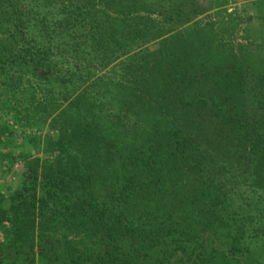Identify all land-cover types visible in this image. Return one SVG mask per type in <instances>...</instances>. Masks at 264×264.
Returning a JSON list of instances; mask_svg holds the SVG:
<instances>
[{
	"label": "trees",
	"instance_id": "16d2710c",
	"mask_svg": "<svg viewBox=\"0 0 264 264\" xmlns=\"http://www.w3.org/2000/svg\"><path fill=\"white\" fill-rule=\"evenodd\" d=\"M221 6L0 0V264H262L264 1Z\"/></svg>",
	"mask_w": 264,
	"mask_h": 264
},
{
	"label": "rangeland",
	"instance_id": "374dc122",
	"mask_svg": "<svg viewBox=\"0 0 264 264\" xmlns=\"http://www.w3.org/2000/svg\"><path fill=\"white\" fill-rule=\"evenodd\" d=\"M263 2L264 0H217V2L221 3V9L226 10L227 14L230 15H237L241 19L243 17H248V14L251 15L250 11L253 7L252 5L254 3ZM213 2V0H212ZM217 9L214 8L209 13L211 14ZM247 12V13H246ZM240 29V28H239ZM240 34V30L238 31L237 35ZM109 69V68H108ZM9 128H13L15 132L20 131L16 125H14L11 121H9L8 124ZM33 133L36 134L43 140V137L46 135L47 130L46 128H43L41 130L39 129H32ZM26 134H29V132H26ZM39 158H42V154L39 153ZM0 183L6 182L7 178H14V177H5L0 176ZM230 197L234 200L233 194H228ZM240 195V194H236ZM261 199V195L258 194ZM260 199L256 200H248L247 197L243 194L242 197V204L240 206L244 208V204L249 203V209L251 210V214L247 216L246 220L248 223H250L248 226V233L246 236V242L249 244V246L255 250L256 257L259 259V261H262V264H264V198L263 201H260ZM216 221H213V224H199L197 226V230L199 233H202L204 235H210L213 233H220L219 230H217L218 226H215ZM226 225H230L231 223H225Z\"/></svg>",
	"mask_w": 264,
	"mask_h": 264
}]
</instances>
